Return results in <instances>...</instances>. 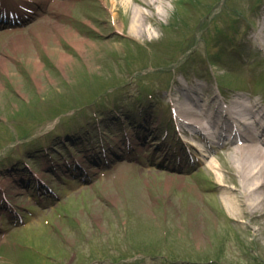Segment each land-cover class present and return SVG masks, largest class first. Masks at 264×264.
<instances>
[{
  "label": "rangeland",
  "instance_id": "rangeland-1",
  "mask_svg": "<svg viewBox=\"0 0 264 264\" xmlns=\"http://www.w3.org/2000/svg\"><path fill=\"white\" fill-rule=\"evenodd\" d=\"M71 3L74 18L55 3L21 28L0 31V59L9 65L0 62V207L7 197L25 216L15 227L7 209L0 213V228L10 232L0 264H264V213L232 217L222 192L240 188L226 152L204 157L215 169L180 170L172 158L176 133L160 134L186 100L179 88L196 89L207 102L264 100V0L167 2L171 18L157 17L154 41L144 44L129 37L124 9L121 35L105 0ZM58 12L66 28L90 38L85 54L64 37L45 44L37 36ZM21 35L26 47L18 48ZM100 124L107 146L124 153L126 130L141 137L134 159L93 169ZM64 142L62 155L55 149ZM79 143L89 145L67 150ZM77 159L89 182L64 168ZM32 166L57 195L33 183Z\"/></svg>",
  "mask_w": 264,
  "mask_h": 264
},
{
  "label": "bare ground",
  "instance_id": "bare-ground-1",
  "mask_svg": "<svg viewBox=\"0 0 264 264\" xmlns=\"http://www.w3.org/2000/svg\"><path fill=\"white\" fill-rule=\"evenodd\" d=\"M179 0H105V4L108 6L109 12L114 19L115 32L119 34H126V30L122 23H120V13L124 9L126 13L131 16L130 26H129V37L139 41V42H152L154 41L155 33L158 26L156 18L161 17L168 21L170 16V7L168 8L167 2L175 4ZM58 8H64L66 16H72V3L71 0L57 1L54 0ZM143 8H147L149 12H145ZM47 8V6H43ZM58 16L57 20L44 21L42 30L37 33L40 39L48 44L50 38H55L59 40L64 37L71 45L76 47L77 50L85 54V45L88 43L92 44L90 38H79L78 33L73 31L72 28H66L60 19L62 13H56ZM94 19V18H93ZM184 25L180 23L178 25L182 28ZM48 26L49 28L45 27ZM160 26V25H159ZM186 28V27H185ZM93 29L90 28L91 32ZM159 37V36H158ZM20 44H17L19 48L23 43L26 47V40L24 35L19 38ZM62 57L64 63L70 59L67 49L62 52ZM0 62L5 70L9 69L8 60L1 57ZM40 67V64L37 63ZM178 93L181 94L186 100H180L177 103V109L179 115L187 122L188 126L192 127L197 133L202 130H208L209 139L220 140V132L223 129V124L228 122V119L232 120V117L237 121V123L245 126L248 133H243V135H232V141L229 145L223 143L222 151H225L230 158L231 165L234 169L233 175L239 178L240 188L235 192H230L227 189L222 188L223 193H227L229 210L231 211L232 217H239L247 212L250 215H257L264 213V103L261 101H252L247 103L244 96L240 95L239 99L232 100L230 106L226 111L220 107V112L223 113L221 120L223 122H218L221 125H215L210 118L207 117L208 113L216 110L213 101H205L204 99L196 98L198 92L195 89H183L179 88ZM180 96V95H179ZM220 113V115H221ZM224 114L228 115L229 118H224ZM189 118L188 119H186ZM226 117V116H225ZM226 119V120H225ZM209 122V126L205 124V121ZM215 121V119L213 120ZM243 140V141H239ZM221 152L219 155H222ZM209 168H214L212 162L207 163ZM215 169V168H214ZM216 179L221 182L224 181L222 175L218 174L215 176ZM223 185V184H222ZM225 186V185H223ZM238 194V195H235ZM261 215V217H263ZM236 219V218H235ZM1 241V239H0Z\"/></svg>",
  "mask_w": 264,
  "mask_h": 264
}]
</instances>
